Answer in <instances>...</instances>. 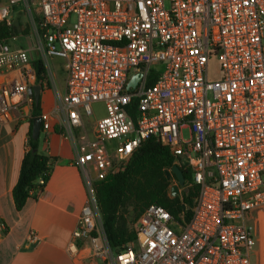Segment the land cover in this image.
<instances>
[{"label": "built area", "instance_id": "2783aa9c", "mask_svg": "<svg viewBox=\"0 0 264 264\" xmlns=\"http://www.w3.org/2000/svg\"><path fill=\"white\" fill-rule=\"evenodd\" d=\"M25 2L1 1L0 21L12 26ZM26 11L39 52L65 61L66 91L41 112L43 131L56 122L75 139L95 103L106 109L75 158L88 199L67 246L72 259L255 264L264 230V0H37V12ZM16 38L0 40V124L16 113L32 118L30 91L40 84L32 52L14 47ZM214 59L220 76L212 78ZM136 73L142 78L128 88ZM149 137L172 151L173 166L191 172L194 213L184 225L150 204L136 239L115 249L95 182L123 170ZM106 140L117 143L109 148ZM40 240L31 230L28 241Z\"/></svg>", "mask_w": 264, "mask_h": 264}, {"label": "crops", "instance_id": "0c3cea01", "mask_svg": "<svg viewBox=\"0 0 264 264\" xmlns=\"http://www.w3.org/2000/svg\"><path fill=\"white\" fill-rule=\"evenodd\" d=\"M64 63L51 72L45 62L50 86L43 87L41 92L42 111L52 110L58 94L66 91ZM100 118L92 130L82 131L85 139L67 135L64 127L56 122L49 131H42L41 151L56 159L51 163L45 190L38 199H29L22 210L16 208L13 189L28 150L31 118H21L16 113L12 120L0 124V264H93L88 260L74 261L67 246L88 199L82 172L75 164L77 150L95 137ZM31 230L40 235L39 242L28 241ZM262 251L259 244L255 264L260 263Z\"/></svg>", "mask_w": 264, "mask_h": 264}, {"label": "trees", "instance_id": "16d2710c", "mask_svg": "<svg viewBox=\"0 0 264 264\" xmlns=\"http://www.w3.org/2000/svg\"><path fill=\"white\" fill-rule=\"evenodd\" d=\"M24 15L23 12L15 17L12 26L0 23V40L30 33L31 25ZM34 65L39 83L43 87L50 86L48 69L43 59H35ZM149 78L150 83L155 80L152 74ZM137 101L136 98L132 103L133 117ZM41 112V100L36 103L34 99L28 150L24 154L19 179L13 189L17 210H22L29 199L39 198L50 178L51 163L56 159L41 151V138L35 139L32 136L33 117L41 116ZM174 161L173 153L167 146L156 137H149L137 148L123 170L95 182L103 226L113 248L120 249L127 242L136 239L132 221L137 220L144 209L153 203L162 205L181 224L189 223L194 213L199 188L189 185L191 172L183 169L188 191H184L181 196L171 195V179H168L166 171L173 166ZM40 178L44 179V183L39 182Z\"/></svg>", "mask_w": 264, "mask_h": 264}, {"label": "rangeland", "instance_id": "374dc122", "mask_svg": "<svg viewBox=\"0 0 264 264\" xmlns=\"http://www.w3.org/2000/svg\"><path fill=\"white\" fill-rule=\"evenodd\" d=\"M1 1L3 0H0V2ZM36 7H37V0H32V1H29L28 3L26 2L20 3L15 7L14 12H13L14 18L17 17L20 13L24 12L26 21L29 22V24L31 25V30H30V33L28 34L18 35L16 40H12V45L14 47L22 46L26 48L27 50H30L35 59L41 58L45 62H47L48 68L51 70V72H53L59 69L60 67H62L64 61L62 58L60 59V58H54V57H45L42 53L39 52L37 38L34 33V26H33V23H31L30 17L26 11L27 9H29L33 11L34 13H36L37 12ZM219 76H220L219 61L214 59L210 63V77L214 78V77H219ZM93 108H94V114L91 116L84 115V127L76 130L75 135L81 136L84 134L82 131H88L90 129L92 130L97 118L103 117L106 114L105 105L103 103H95ZM116 143L117 141L115 140H106V145L109 148H114ZM174 185H179V181H177V179L175 178V175L172 173L170 192ZM183 192L184 191L182 189V186H180V194L178 195L181 196ZM137 221L138 219L132 221V227L134 229H135V225ZM259 244H261V247L263 249L262 258H260L259 264H264V230H263L260 241L257 243V246Z\"/></svg>", "mask_w": 264, "mask_h": 264}, {"label": "water", "instance_id": "95a60500", "mask_svg": "<svg viewBox=\"0 0 264 264\" xmlns=\"http://www.w3.org/2000/svg\"><path fill=\"white\" fill-rule=\"evenodd\" d=\"M142 78V73H136L130 83L128 84V88H135ZM43 91V86L41 84L35 85L30 94L34 96L36 103H39L41 98V92ZM42 133V117L41 116H34L33 117V128H32V136L35 139H39ZM172 173L177 177L180 186H184L186 184V179L182 169L178 165L172 166L171 171H166L168 179H171ZM174 185L171 189L172 196H177L180 194V186ZM184 191H188V188H185Z\"/></svg>", "mask_w": 264, "mask_h": 264}]
</instances>
